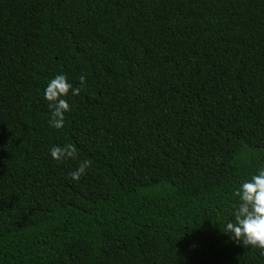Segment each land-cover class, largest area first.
Returning a JSON list of instances; mask_svg holds the SVG:
<instances>
[{
	"label": "trees",
	"instance_id": "trees-1",
	"mask_svg": "<svg viewBox=\"0 0 264 264\" xmlns=\"http://www.w3.org/2000/svg\"><path fill=\"white\" fill-rule=\"evenodd\" d=\"M262 165L264 0H0V264H264L219 230Z\"/></svg>",
	"mask_w": 264,
	"mask_h": 264
},
{
	"label": "clouds",
	"instance_id": "clouds-1",
	"mask_svg": "<svg viewBox=\"0 0 264 264\" xmlns=\"http://www.w3.org/2000/svg\"><path fill=\"white\" fill-rule=\"evenodd\" d=\"M80 87H74L64 74L50 79L44 88V99L48 104L49 127L59 130L64 127L65 114L71 110L66 97L77 96L85 84V77L79 78ZM76 148L72 144L55 145L49 149L50 157L63 162L73 158ZM88 161L81 162L69 173L71 180L79 181L85 175ZM237 198L232 205L231 214L220 232L237 246L259 249L264 256V165L257 168L250 177L242 180L234 191Z\"/></svg>",
	"mask_w": 264,
	"mask_h": 264
}]
</instances>
